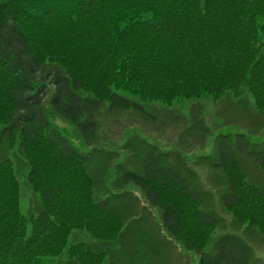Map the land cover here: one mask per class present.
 <instances>
[{
	"label": "trees",
	"instance_id": "16d2710c",
	"mask_svg": "<svg viewBox=\"0 0 264 264\" xmlns=\"http://www.w3.org/2000/svg\"><path fill=\"white\" fill-rule=\"evenodd\" d=\"M244 95L264 122V0H0V264H103L106 252L72 231L107 244L124 229L118 195L100 187L105 196L96 197L91 153L77 149L52 113L95 150L104 105L146 115L137 99L171 105ZM216 145L223 206L238 225L264 234V188L242 168L246 159L264 171V135H224ZM11 150L40 198L37 213L22 209ZM121 182L142 191L200 264H250L252 248L237 233L203 250L219 216L201 209L202 190L163 156L147 152ZM194 226L203 232L195 236Z\"/></svg>",
	"mask_w": 264,
	"mask_h": 264
},
{
	"label": "rangeland",
	"instance_id": "374dc122",
	"mask_svg": "<svg viewBox=\"0 0 264 264\" xmlns=\"http://www.w3.org/2000/svg\"><path fill=\"white\" fill-rule=\"evenodd\" d=\"M124 95L132 98L129 92ZM137 100L148 114L110 113L104 105L98 118L95 150L78 138L72 123L51 114L53 123L66 132L80 152L91 153L90 171L96 181V197L105 196L100 187L118 195L115 201L126 219L118 239L107 244L91 239L86 231L80 230L72 231L75 239L105 251L103 264H200V253L187 250L181 241L170 236L159 210L145 200L142 191L133 184L121 182L126 171L135 170L147 152L155 151L202 190L204 205L201 209L219 216L220 222L212 234L209 233L203 250L213 252L220 236L237 233L252 248L250 264H264V234L234 221L221 201L226 191V174L214 166L219 160L216 144L222 136L235 138L238 133H244L256 141L264 135L263 119L256 112L251 97H230L216 102L211 96H204L198 100H176L171 105ZM10 153L22 182V209L37 213L40 198L27 184V168L15 150ZM242 168L248 183L264 188V171L260 166L245 159ZM192 232L198 236L203 230L194 226Z\"/></svg>",
	"mask_w": 264,
	"mask_h": 264
}]
</instances>
